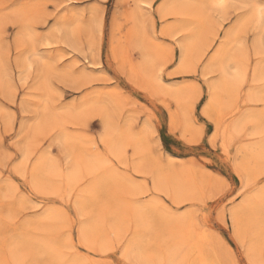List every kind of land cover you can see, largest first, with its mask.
<instances>
[{"label":"rangeland","instance_id":"rangeland-1","mask_svg":"<svg viewBox=\"0 0 264 264\" xmlns=\"http://www.w3.org/2000/svg\"><path fill=\"white\" fill-rule=\"evenodd\" d=\"M222 1L0 0V264H264V0Z\"/></svg>","mask_w":264,"mask_h":264},{"label":"bare ground","instance_id":"bare-ground-1","mask_svg":"<svg viewBox=\"0 0 264 264\" xmlns=\"http://www.w3.org/2000/svg\"><path fill=\"white\" fill-rule=\"evenodd\" d=\"M221 1H222V0H221ZM224 1H226V0H224ZM224 1H222V2L224 3ZM223 3H222V4H223ZM228 3H229V2H228ZM257 14L259 15V16H258V20L261 21V20H262V17H263V13H262V12L260 13L259 10H258V13H257ZM258 20H257V21H258ZM259 25H260V24H259ZM256 28H257V27H256ZM260 39H261V38H260ZM260 39H259V40H260ZM257 41H258V40H257ZM259 42H260V41H259ZM259 44H260V43H259ZM255 46H257V44H256ZM182 52L184 53V51H182ZM26 64H27L26 66L29 68V67H31L32 62H28V63H26ZM222 70H223V69H222ZM223 72H224V71H223ZM43 165H44V164H43Z\"/></svg>","mask_w":264,"mask_h":264}]
</instances>
